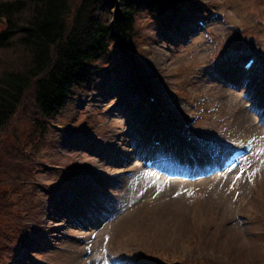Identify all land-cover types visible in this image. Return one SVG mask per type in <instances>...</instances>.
Segmentation results:
<instances>
[{"label": "rangeland", "instance_id": "1", "mask_svg": "<svg viewBox=\"0 0 264 264\" xmlns=\"http://www.w3.org/2000/svg\"><path fill=\"white\" fill-rule=\"evenodd\" d=\"M178 6L164 22L141 14L134 55L115 48L25 147L19 170L34 197L13 196L27 212L13 213L19 240L0 264H264V0ZM158 141L165 159L215 166L244 141L253 147L194 179L188 166L181 176L142 165L144 145ZM102 197L106 206L94 204Z\"/></svg>", "mask_w": 264, "mask_h": 264}, {"label": "trees", "instance_id": "2", "mask_svg": "<svg viewBox=\"0 0 264 264\" xmlns=\"http://www.w3.org/2000/svg\"><path fill=\"white\" fill-rule=\"evenodd\" d=\"M181 1L0 0V249L19 240L16 208L27 212L14 197H34L19 170L25 147L51 132L115 48L134 55L129 40L141 14L164 22Z\"/></svg>", "mask_w": 264, "mask_h": 264}, {"label": "bare ground", "instance_id": "3", "mask_svg": "<svg viewBox=\"0 0 264 264\" xmlns=\"http://www.w3.org/2000/svg\"><path fill=\"white\" fill-rule=\"evenodd\" d=\"M243 71H244V69H243ZM250 72V70L248 71L247 70V72H244V74L246 75L247 73H249ZM243 78H247L246 76H243ZM132 110H134V107L132 106V107H130V109H129V111L128 112H130V111H132ZM135 125H136V120H135V122H134V125H133V127L135 128ZM203 162H205V160L203 161ZM201 167V166H200ZM95 201V203H98L99 205H102V204H105L104 203V201H102L101 199H99V200H94ZM89 211V213H87V214H91V215H89L91 218H97V214H96V212L94 211V209L93 210H88ZM73 219H78V218H73ZM85 221H87V219H85Z\"/></svg>", "mask_w": 264, "mask_h": 264}]
</instances>
